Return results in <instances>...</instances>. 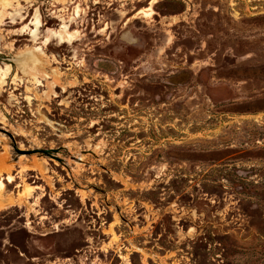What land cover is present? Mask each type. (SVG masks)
<instances>
[{"label": "rangeland", "instance_id": "1", "mask_svg": "<svg viewBox=\"0 0 264 264\" xmlns=\"http://www.w3.org/2000/svg\"><path fill=\"white\" fill-rule=\"evenodd\" d=\"M0 127V264H264V0H0Z\"/></svg>", "mask_w": 264, "mask_h": 264}, {"label": "water", "instance_id": "2", "mask_svg": "<svg viewBox=\"0 0 264 264\" xmlns=\"http://www.w3.org/2000/svg\"><path fill=\"white\" fill-rule=\"evenodd\" d=\"M2 59L4 60H8V61H14L15 62V57H1ZM0 131L3 132V133H6L8 134L12 139H14V136L8 132L6 129L4 128H1L0 127ZM61 150V148H58V149H53V148H46V149H43V148H34V149H21L17 146H15V151L18 155H22V154H25V155H31V154H35V153H41V154H44L48 157H51L53 159H56L60 162H63L62 158L58 157V155L56 153H58L59 151Z\"/></svg>", "mask_w": 264, "mask_h": 264}, {"label": "bare ground", "instance_id": "3", "mask_svg": "<svg viewBox=\"0 0 264 264\" xmlns=\"http://www.w3.org/2000/svg\"><path fill=\"white\" fill-rule=\"evenodd\" d=\"M2 1V0H1ZM4 1V0H3ZM21 156V155H20ZM41 163V162H40ZM31 166V165H30ZM12 169V168H11ZM29 169V168H28ZM30 169H32V167L30 168ZM34 169V168H33ZM46 169V168H45ZM35 170V169H34ZM8 171H10V169H8ZM44 171H46V170H44ZM8 180H9V182H13V176L12 175H9L8 176ZM5 185L6 184H4V182H2L1 180H0V189L2 190L4 187H5Z\"/></svg>", "mask_w": 264, "mask_h": 264}]
</instances>
